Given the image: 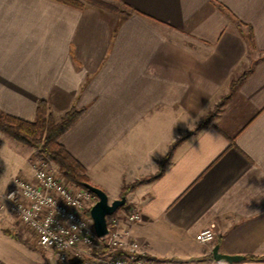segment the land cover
<instances>
[{
	"label": "crops",
	"instance_id": "crops-1",
	"mask_svg": "<svg viewBox=\"0 0 264 264\" xmlns=\"http://www.w3.org/2000/svg\"><path fill=\"white\" fill-rule=\"evenodd\" d=\"M103 1L119 11L0 0V110L83 108L60 141L110 200L188 132L126 195L142 217L124 239L158 264H264V0ZM39 162L52 161L0 131L1 190ZM206 228L212 242L196 238ZM216 245L243 259L216 260ZM17 249L9 264H35Z\"/></svg>",
	"mask_w": 264,
	"mask_h": 264
},
{
	"label": "built area",
	"instance_id": "built-area-1",
	"mask_svg": "<svg viewBox=\"0 0 264 264\" xmlns=\"http://www.w3.org/2000/svg\"><path fill=\"white\" fill-rule=\"evenodd\" d=\"M96 195L76 186L42 162L34 179L16 177L11 186L0 189V208H8L30 229L40 246L53 249L65 264H158L139 253L136 241L127 242L122 224L141 219L138 208L125 204L107 217L108 233L98 237L90 209ZM212 242L215 233L206 228L196 235ZM72 261V262H71Z\"/></svg>",
	"mask_w": 264,
	"mask_h": 264
},
{
	"label": "trees",
	"instance_id": "trees-1",
	"mask_svg": "<svg viewBox=\"0 0 264 264\" xmlns=\"http://www.w3.org/2000/svg\"><path fill=\"white\" fill-rule=\"evenodd\" d=\"M60 1L76 7L84 6L81 0ZM90 1L110 10L119 11L117 6L106 1ZM222 104L223 100L216 106L208 118L214 116L219 111ZM83 112V108L72 107L59 121H55L48 108V104L46 101L41 100L37 107L36 118L33 121L25 120L0 110V131L14 137L20 143L39 147L42 154L59 165L68 180L84 186L85 183H90L86 167L76 159L60 141L61 137L75 124ZM201 125H203V123ZM179 140H181V138L177 139L175 143ZM175 143L172 144L167 155L159 161L160 172L157 175L144 177L126 184L123 188L122 195H127L139 185L152 181L159 176L163 172L165 164L168 163L172 157ZM144 257L149 258L147 256ZM251 258H253V256Z\"/></svg>",
	"mask_w": 264,
	"mask_h": 264
},
{
	"label": "rangeland",
	"instance_id": "rangeland-1",
	"mask_svg": "<svg viewBox=\"0 0 264 264\" xmlns=\"http://www.w3.org/2000/svg\"><path fill=\"white\" fill-rule=\"evenodd\" d=\"M81 1L83 3L91 2L90 0H81ZM52 116H53L55 121L59 120L55 115L52 114ZM208 121H209V118L206 117L205 119L201 120L199 123L202 124V123H205ZM199 123L197 126L201 125ZM187 133L188 132L182 134L181 138L184 137ZM37 148L39 149V147H37ZM39 152H40V149H39ZM40 154L43 157H46L41 152H40ZM49 160L52 161L51 159H49ZM39 163L41 164L42 162H39ZM49 163L50 164L46 163L47 166L52 167L55 171L58 172V174L62 175L67 180V178L63 174V172L60 169L58 164H56L54 161L49 162ZM70 182H72V181H70ZM72 183H74V185H76V186H82V185H79L75 182H72ZM95 200L96 201L98 200L97 196H96ZM121 207H123V206H121ZM121 207H119V209ZM13 214L12 215L10 214L9 217L0 216V264H9L8 262H10V261L8 258V251H9V249H12V248H13V250H18L17 248H20V250H22V254L24 252H26V253L29 252V254H30L29 256L32 259L35 258V264H65V263H62L57 258V255L53 251V249L40 246L38 241H37V237L35 236V234L30 229H28L26 226H24L18 220L17 216H15V214L14 215ZM7 236H9V237L12 236L11 242L6 241L5 237H7ZM20 256H21V253H20ZM22 258H24L23 255H22ZM31 263H33L32 260H31ZM22 264H28V261L26 263H23V260H22Z\"/></svg>",
	"mask_w": 264,
	"mask_h": 264
},
{
	"label": "water",
	"instance_id": "water-1",
	"mask_svg": "<svg viewBox=\"0 0 264 264\" xmlns=\"http://www.w3.org/2000/svg\"><path fill=\"white\" fill-rule=\"evenodd\" d=\"M92 191L98 198L95 204L90 209V215L93 219V226L98 237H103L108 233L107 217L115 213L119 207L127 202L126 195L120 198L110 200L107 192L102 188L93 185L92 183H85L84 185ZM213 256L218 261L235 262L243 259L241 255H229L219 252V245L213 249Z\"/></svg>",
	"mask_w": 264,
	"mask_h": 264
}]
</instances>
